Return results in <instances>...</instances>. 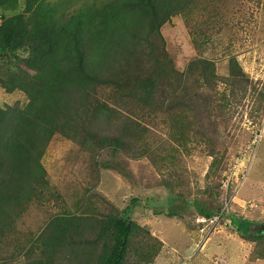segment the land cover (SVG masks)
Returning <instances> with one entry per match:
<instances>
[{"label":"rangeland","instance_id":"374dc122","mask_svg":"<svg viewBox=\"0 0 264 264\" xmlns=\"http://www.w3.org/2000/svg\"><path fill=\"white\" fill-rule=\"evenodd\" d=\"M45 1L74 12L109 0ZM24 2L18 0L13 13L0 8V16L21 12ZM160 32L175 70L187 74L186 86L165 101L174 113L160 111V98L141 102L126 95L110 102L117 114L134 112V121L139 122L130 134L125 132L132 136L129 144L137 141V159L128 154V146L124 151L93 153L54 136L42 164L58 198L33 201L12 219L13 227L0 244V264H24V252L30 248L40 254V232L60 211L105 212L113 207L127 210V217L162 242L151 264H264V238H244L230 223L232 217H240L264 225V137L252 145L264 122V0L187 2ZM139 101L141 111L135 105ZM26 104L24 93H6L0 87V107ZM170 116L177 124L173 136ZM119 126L113 118L95 129L112 134ZM181 129L184 138L178 135ZM233 191L234 201L208 228V239L199 248V208L218 215ZM155 210L166 214L157 215Z\"/></svg>","mask_w":264,"mask_h":264},{"label":"trees","instance_id":"16d2710c","mask_svg":"<svg viewBox=\"0 0 264 264\" xmlns=\"http://www.w3.org/2000/svg\"><path fill=\"white\" fill-rule=\"evenodd\" d=\"M196 1L109 0L102 6L91 3L68 12L70 7L61 11L59 3L26 0L21 12L0 16V87L27 97L22 108L0 107V244L21 210L33 201L49 202L55 197L42 164L54 136L93 153L124 151L128 146V154L137 159V141L129 144L132 136L125 132L130 134L139 122L134 121V112H129L131 117L117 114L110 102L126 95L141 102L160 98V111L174 113L165 101L186 86L187 74L175 70L160 29L182 13L187 2ZM17 6L18 0H0V8L10 13ZM19 52L24 54L20 57ZM103 92L108 97L101 98ZM135 105L141 111L140 101ZM113 118L120 123L114 133L96 131ZM169 120L173 136L177 124L173 125L174 117ZM178 135L184 138L186 132L181 129ZM108 164L103 165L108 168ZM213 166L214 161L209 173ZM96 209L55 214L40 232V254L30 248L24 252V264L153 262L162 248L160 240L127 217V210ZM212 213L199 208L205 218L213 217ZM230 223L244 238H264L258 231L264 225L240 217H232Z\"/></svg>","mask_w":264,"mask_h":264},{"label":"built area","instance_id":"2783aa9c","mask_svg":"<svg viewBox=\"0 0 264 264\" xmlns=\"http://www.w3.org/2000/svg\"><path fill=\"white\" fill-rule=\"evenodd\" d=\"M263 137H264V122H263L261 128L258 130L256 137L252 141V145L253 146L257 145L259 140H261ZM229 187H230L229 180H226L225 182H223V189L225 191L228 190ZM233 199H234V194L232 193V196L225 203V208H227L229 206V204L232 203ZM220 217H221V214L218 216L211 217V218L198 217L197 223L201 225V227L199 229V235H200L199 237L201 239L200 242L198 243L199 248H202L204 246L205 240L208 239V235H209L208 232L210 231V229H208V228L212 227L213 224L215 222H217Z\"/></svg>","mask_w":264,"mask_h":264},{"label":"clouds","instance_id":"9594fccd","mask_svg":"<svg viewBox=\"0 0 264 264\" xmlns=\"http://www.w3.org/2000/svg\"><path fill=\"white\" fill-rule=\"evenodd\" d=\"M229 188H230V187H229ZM226 191H227V190H226ZM232 193L234 194V191H233ZM231 196H232V195H231ZM234 199H235V195H234ZM234 199H233V201H234ZM227 201H228V200H227ZM227 201H226V202H227ZM233 201H232V202H233ZM230 204H231V203H230ZM230 204H229V205H230ZM228 207H229V206H228ZM228 207H227V208H228ZM227 208H225V204H224L223 209H221L220 213L218 214V215L221 214V218L225 215V211H226ZM218 215H214V216H218ZM214 216H213V217H214ZM199 217H203V216H199Z\"/></svg>","mask_w":264,"mask_h":264},{"label":"water","instance_id":"95a60500","mask_svg":"<svg viewBox=\"0 0 264 264\" xmlns=\"http://www.w3.org/2000/svg\"><path fill=\"white\" fill-rule=\"evenodd\" d=\"M262 232H263V234H264V229H263V231H262Z\"/></svg>","mask_w":264,"mask_h":264}]
</instances>
